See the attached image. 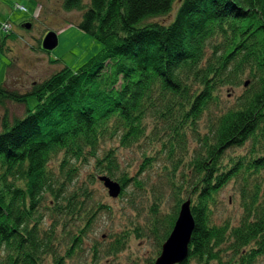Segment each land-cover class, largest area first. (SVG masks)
<instances>
[{
  "label": "trees",
  "instance_id": "obj_1",
  "mask_svg": "<svg viewBox=\"0 0 264 264\" xmlns=\"http://www.w3.org/2000/svg\"><path fill=\"white\" fill-rule=\"evenodd\" d=\"M63 8L79 11L77 26L103 47L27 92L0 85V105L26 107L0 128V264H136L122 257L133 238L155 241V264L188 201L195 230L182 264H264V0ZM5 35L1 48L14 36ZM120 149L139 151L140 171L120 165ZM103 178L121 186L117 198ZM97 180L121 200L118 216L95 194ZM229 186L237 221L218 217ZM102 211L119 228L90 244Z\"/></svg>",
  "mask_w": 264,
  "mask_h": 264
},
{
  "label": "rangeland",
  "instance_id": "obj_2",
  "mask_svg": "<svg viewBox=\"0 0 264 264\" xmlns=\"http://www.w3.org/2000/svg\"><path fill=\"white\" fill-rule=\"evenodd\" d=\"M17 1L20 3L21 6H24L22 5L24 3L30 2L32 7L29 6V4L26 5L28 9L27 13H22L14 9L13 5L17 2H13V1H9L11 3V5H9L10 7H0V13L2 15H7V16H3L2 19H0V34L3 35V37H6L5 34L12 32V29L11 31H8V29L5 30L4 28L7 21H10L15 28V32L12 40L18 43L21 42V49H23L21 53H23V55L20 57V61L21 63L24 64V68L22 70H19L15 61L10 57H8L6 53L0 50V85H2V83H5L7 79V73L9 72V65L12 66L13 68L8 85L9 88L13 90L16 89L24 93L30 90L34 85H36V83L30 82L31 83L30 86L25 87L26 84L24 81L25 79H23V77L26 76L27 78L29 76V73L33 72L34 65L36 64L35 61H31L23 57L25 56L24 54L25 52L31 53V51H33L34 49H38L39 54H43L46 58H50L51 65L54 66L53 73H56L65 67H69L73 70H77L102 50L103 46L98 40H96L91 34L82 31L77 26V22L81 19V13L79 11L67 12L63 8V0H38V2L36 0H17ZM84 2H88V0H84ZM40 5L43 6L42 9L40 8ZM34 6H35V13L38 14V19L31 23L32 26L31 29H25L22 24V22H24L25 20H21V19L23 16L29 15L32 9L34 8ZM159 21L162 23L166 21L168 22L170 21V17L159 18ZM11 23L9 24L11 25ZM50 32L55 33L57 35L58 45L53 50L51 51L45 50L46 52H44L40 50V47L43 48L42 42ZM46 65L50 66L48 63ZM42 73L43 70L39 68L38 75H41ZM30 78H31L30 81H32L33 77ZM41 78L42 79H40V81H42L43 78L44 80L46 79L42 75ZM242 90H244L243 87H240L238 89L236 88V90L231 89L230 96L237 97L242 92ZM224 92L225 90L223 91V93ZM26 105L30 109H33L37 105V100L34 97H30L28 98ZM25 111H26V107L24 105H16L12 103H6V105H0V128H1L2 118L5 117L6 114H8L10 118H12L14 116H23ZM119 155L121 160L120 161L121 166L123 164L125 165L126 163H132L131 169L133 170V172L136 173L138 170L140 171L139 168L141 164H143V162H141L142 158L140 157V153L137 149L134 150L120 149ZM258 174H259L258 176L264 177V170H262ZM88 175H89L88 167L85 166L81 170L80 178L82 180L87 179ZM136 176L142 179V173ZM255 176L256 175H254L252 178H254ZM151 182L152 184L154 183V185H156L159 182V179L156 177H152L149 183ZM94 189L97 197L99 196L100 200H103L105 204L111 206V208L113 209V215L116 216L117 211H119L122 207L121 200L112 199L108 195L107 189H105L103 184L98 180L94 182ZM220 199L222 206L218 217L220 219H223L224 217H230L231 220L237 221L238 218H240L242 210L240 207V199L237 196L235 190H233V188L229 186L221 194ZM143 200H145V198L141 197L140 201L142 202ZM172 201L173 199L169 197V202ZM136 202H139V199H136ZM144 210L145 209H143L140 206V211L138 212L144 213ZM105 213L106 212L102 211L98 215L99 217L97 218L95 224V232L91 236L92 241L90 242V244L95 243L97 239L99 241H102V236L104 235L107 236L110 234L112 230L116 231L119 228V224H118L119 220L112 219ZM142 221H145V219ZM128 246L129 249L123 253L122 257L124 258L126 255L132 254L134 257H136V261H137L136 264H148V261H150L156 255L157 246L153 239L143 240L142 238L141 239L133 238L129 242ZM87 256L88 257L86 258L90 261L91 259L90 256L89 255ZM108 259L110 258L104 257L102 258V262L105 264H110L111 263L110 261L107 262ZM111 264H114V261Z\"/></svg>",
  "mask_w": 264,
  "mask_h": 264
},
{
  "label": "water",
  "instance_id": "obj_3",
  "mask_svg": "<svg viewBox=\"0 0 264 264\" xmlns=\"http://www.w3.org/2000/svg\"><path fill=\"white\" fill-rule=\"evenodd\" d=\"M24 27L31 29L32 26L27 24ZM42 43L44 50H53L58 45L57 35L50 32ZM101 180L104 181V186L109 190V195L112 198H117L120 195L121 186L118 183L112 182L108 178ZM194 230L195 221L191 213L190 201H188L181 207L175 227L163 245L161 256L155 264H182L188 257Z\"/></svg>",
  "mask_w": 264,
  "mask_h": 264
},
{
  "label": "crops",
  "instance_id": "obj_4",
  "mask_svg": "<svg viewBox=\"0 0 264 264\" xmlns=\"http://www.w3.org/2000/svg\"><path fill=\"white\" fill-rule=\"evenodd\" d=\"M9 1L17 2L18 4H20L17 0H0V7H10L9 5H11V3ZM36 1L38 2V0H36ZM17 3H15V4H17ZM15 4L13 5L14 9H16ZM28 4H29V6L32 7L30 2L24 3L22 5H24L27 8L26 5H28ZM16 10H18V11H20L22 13H27L28 12V9L26 11H22V10H19V9H16ZM34 13H35V6H34V8L32 9V11H31V13L29 15L22 17L21 20H25L24 22H22V24L24 26L27 25V24H31L32 22H34V21H36L38 19V14L35 13L36 14L35 15ZM32 14H34V15H32ZM3 16H7V15H2L0 13V19H2ZM7 23H11V22L7 21ZM11 26H12V34L14 35L15 28L12 25V23H11ZM2 39H4V37H3V35L0 34V50H2V52L4 51V53H6V55L8 57L13 59L15 61L16 65H17V67L19 68V70H22L24 68V64L21 63V61H20V57L23 55V53H21L23 51V49H21V42L18 43V42L14 41L12 43V41H13L12 39H6V43L3 45V48H1L2 47L1 46ZM22 42H25V41H22ZM27 45H28V42H27ZM24 54H25V56H23L24 58L36 62V64L34 65V68H33L34 69L33 72L29 73V76L27 78H26V76L23 77V79H25L24 80L25 84H26L25 87L30 86L31 83H36V82L40 81V79H42L41 75L44 76L45 78H47L48 76H50L53 73V71H54L53 67L54 66L51 65L50 58H46L43 54H39L38 53V49H34L33 51H31V53L25 52ZM47 63L50 66H47L46 65ZM39 68L43 70V73L41 75H38V69ZM12 69H13L12 66L9 65V72L7 73V79H6L5 83H2V84H6L7 83V85H9ZM30 77H33L32 81H30V79H31ZM43 80H44V78H43Z\"/></svg>",
  "mask_w": 264,
  "mask_h": 264
},
{
  "label": "built area",
  "instance_id": "obj_5",
  "mask_svg": "<svg viewBox=\"0 0 264 264\" xmlns=\"http://www.w3.org/2000/svg\"><path fill=\"white\" fill-rule=\"evenodd\" d=\"M15 7L17 9H20V10H23V11H26V7L25 6H21L20 4H15ZM5 30L8 29V31H11L12 29V26L9 24V23H6V25L4 26Z\"/></svg>",
  "mask_w": 264,
  "mask_h": 264
}]
</instances>
